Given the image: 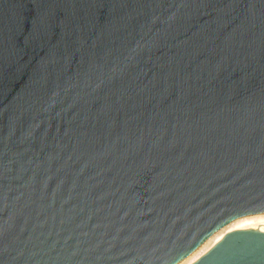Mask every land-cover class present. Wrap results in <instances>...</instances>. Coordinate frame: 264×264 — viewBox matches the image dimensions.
I'll list each match as a JSON object with an SVG mask.
<instances>
[{"label":"water","instance_id":"95a60500","mask_svg":"<svg viewBox=\"0 0 264 264\" xmlns=\"http://www.w3.org/2000/svg\"><path fill=\"white\" fill-rule=\"evenodd\" d=\"M256 213L264 0H0V264H177Z\"/></svg>","mask_w":264,"mask_h":264},{"label":"bare ground","instance_id":"6f19581e","mask_svg":"<svg viewBox=\"0 0 264 264\" xmlns=\"http://www.w3.org/2000/svg\"><path fill=\"white\" fill-rule=\"evenodd\" d=\"M237 230H257L264 232V213L249 214L231 220L213 233L195 251L177 264H194L220 243L227 234Z\"/></svg>","mask_w":264,"mask_h":264}]
</instances>
